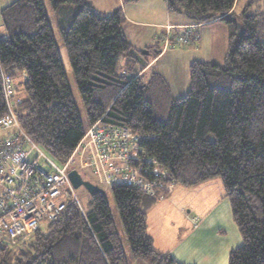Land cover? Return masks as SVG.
<instances>
[{
  "label": "trees",
  "instance_id": "obj_1",
  "mask_svg": "<svg viewBox=\"0 0 264 264\" xmlns=\"http://www.w3.org/2000/svg\"><path fill=\"white\" fill-rule=\"evenodd\" d=\"M165 1L170 13L196 24L221 20L230 28L223 63L194 61L191 90L180 99L158 73L147 80L138 75L150 61L126 38L121 8L104 14L88 0L50 3L54 9L75 7L60 32L90 123L103 118L150 134L141 148L177 184L219 178L243 239L229 264H264V2L253 0L242 12V26L232 18L237 0ZM1 16L0 118L7 111L8 76L22 97V127L63 163L85 129L44 3L17 0ZM111 191L133 256L149 264H182L153 246L142 208L149 196L124 184ZM31 235L20 247L0 245V264H129L106 194L91 196L85 213L69 200L44 231Z\"/></svg>",
  "mask_w": 264,
  "mask_h": 264
},
{
  "label": "built area",
  "instance_id": "obj_2",
  "mask_svg": "<svg viewBox=\"0 0 264 264\" xmlns=\"http://www.w3.org/2000/svg\"><path fill=\"white\" fill-rule=\"evenodd\" d=\"M197 26H187L177 36L167 30L160 38L161 51L193 44L199 38ZM3 88L7 111L0 118V245L20 247L21 237L34 233L43 222L57 219L69 200L81 207L69 172L86 141L92 147L87 166L97 175L103 174L111 186H135L146 196L163 198L177 184L169 179V171L141 148L144 140L152 138L150 134L132 132L103 118L90 125L68 160L57 163L22 127L17 111L22 97L14 81L4 76Z\"/></svg>",
  "mask_w": 264,
  "mask_h": 264
},
{
  "label": "crops",
  "instance_id": "obj_3",
  "mask_svg": "<svg viewBox=\"0 0 264 264\" xmlns=\"http://www.w3.org/2000/svg\"><path fill=\"white\" fill-rule=\"evenodd\" d=\"M16 1L0 0V35L4 33L2 11ZM88 1L104 14L113 13L115 10L121 8L126 17L123 31L129 42L136 48L147 50L144 54H151L152 50L155 49V57L151 60L149 59L148 65L143 67L138 74L146 80L151 77L152 74L149 72L156 63L153 62L157 58L161 59L162 57H166V55L178 51L168 50L163 52L160 50V52L159 47L154 44L153 39L158 32V28H161L159 31L163 32L164 29L162 28L164 25L176 27L174 31L171 30L173 35L182 34L187 26L198 25L196 28L198 31L196 32L199 33L198 39L201 49L209 50L216 44H219L220 58L225 59L226 57L230 28L228 24H225L221 20L196 24L188 20L183 14L176 13L175 16H172L168 11L165 0ZM238 2L239 0L236 2V7L238 6ZM217 23H221V26H216ZM166 32H163V35ZM132 34L135 37H132ZM136 40H140L139 43ZM189 47H193V45H189ZM192 50L193 48L187 50V53L194 56ZM197 60L200 59L191 57L188 59V64L191 66ZM202 60L223 63L222 59L213 61V59L205 60L201 58ZM158 74L164 79L161 72ZM168 87L173 97L172 90L170 86ZM180 185L175 184L173 188L166 192L163 198L147 197L149 199L144 200L142 208L146 212L147 231L153 239L154 248L162 254L171 255L182 264H229L231 250L240 246L243 239L239 227L234 221L232 205L230 200L225 196L221 180L216 178L195 186ZM185 192L187 194H195L196 201L179 200L180 195ZM166 196L168 199H166ZM80 205V208L85 213L87 208L81 202ZM113 218L128 263L149 264L147 261L133 256L120 214L118 220L114 216Z\"/></svg>",
  "mask_w": 264,
  "mask_h": 264
},
{
  "label": "rangeland",
  "instance_id": "obj_4",
  "mask_svg": "<svg viewBox=\"0 0 264 264\" xmlns=\"http://www.w3.org/2000/svg\"><path fill=\"white\" fill-rule=\"evenodd\" d=\"M46 9V14L48 17V20L50 22V25L54 31V35L57 41L59 53L62 59V62L65 67L66 75L68 82L73 90L74 93V99L76 102V105L78 107V112L80 115V118L83 122V126L85 131L90 127L91 123L89 120V117L87 115L84 103L82 101L81 95L77 89L74 74L72 71V67L64 46V41L63 37L60 32L61 25L70 23L73 15L75 14V7L74 5H63L60 9H54L50 3V0H42ZM260 3H263L264 0H258ZM253 2V0H239L238 6L235 9V14L233 15V19L238 22V24H242L243 26V19H242V12L246 8H250V4ZM252 7V6H251ZM172 16H175L176 13H171ZM227 24V23H225ZM216 26H221V23H217ZM234 28V24H232ZM161 28H158V32L156 33V36H154L153 42L156 44L157 47H159V51L163 49V42H161L160 38L163 37V32L167 30H172L174 31L176 29L175 26L172 25H164L162 29L164 31L160 32ZM198 31V29L196 30ZM180 35L179 34H174V36ZM199 36V33H198ZM132 37H135L134 34H132ZM172 38V37H171ZM176 38V37H175ZM135 39V38H134ZM229 40V37H228ZM139 43L140 40H136ZM190 45H193V47L188 46H170L167 47L166 49L163 50V52H166L168 50H178L177 52L171 53L170 55H166V57L157 58L153 63L154 66H152L150 70V74L152 73H162L164 80L167 81L168 86H170L172 90V95L173 98H180V97H185L188 95L189 91L191 90V78H190V64H188V59L191 57L195 59H200L201 58L205 60H211L213 61H218V59H222L221 61L223 62L224 58H220V49H219V44H216L213 48L209 50H202L200 47L199 39H196V41ZM134 47V46H133ZM140 47V46H137ZM135 50L137 51L138 54L140 52L145 53L144 48H136L134 47ZM193 48L192 52L194 56L190 55L187 53V50ZM155 49L152 50V53L150 54H145L150 60L155 57L156 53L154 51ZM136 55L138 56V54ZM219 56V58H218ZM222 56V55H221ZM190 61V60H189ZM203 61V60H202ZM152 63V64H153ZM91 153H92V147L89 145V143L86 141L82 146H80L78 153L76 154L74 158V163H73V168H76L80 171L82 176L85 179H89L91 182H94L96 185L101 187L106 194V198L109 203L110 210L112 211V215L116 218V220L119 219V211L114 199V196L111 191V185L107 182L106 178L104 177L103 174L97 175L94 170L92 169V166H87L88 160L91 161ZM60 163V162H57ZM61 164V163H60ZM184 186V185H180ZM186 188V187H184ZM76 194L82 203V205L85 208H88L89 203L91 201V195L88 192V190L85 187H80L76 189ZM167 197V196H166ZM170 198V197H169ZM149 198H145V200H148ZM168 199V197L166 198ZM163 200V199H162ZM179 200L182 201H196V196L195 194H187L182 193L180 195ZM48 222H43L41 224V229L44 231L47 227ZM32 238V235H27L21 237V242L23 241H29Z\"/></svg>",
  "mask_w": 264,
  "mask_h": 264
},
{
  "label": "water",
  "instance_id": "obj_5",
  "mask_svg": "<svg viewBox=\"0 0 264 264\" xmlns=\"http://www.w3.org/2000/svg\"><path fill=\"white\" fill-rule=\"evenodd\" d=\"M69 178L75 189H78L83 186L88 190L91 196H94L97 193L105 194V191L101 187L96 185L94 182L85 179L80 173V171L76 168L70 170Z\"/></svg>",
  "mask_w": 264,
  "mask_h": 264
},
{
  "label": "clouds",
  "instance_id": "obj_6",
  "mask_svg": "<svg viewBox=\"0 0 264 264\" xmlns=\"http://www.w3.org/2000/svg\"><path fill=\"white\" fill-rule=\"evenodd\" d=\"M91 124H92V123H91ZM72 169H73V167H72ZM72 169H71V170H72Z\"/></svg>",
  "mask_w": 264,
  "mask_h": 264
}]
</instances>
